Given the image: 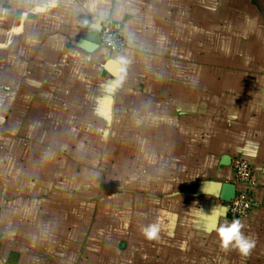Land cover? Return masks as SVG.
I'll return each mask as SVG.
<instances>
[{
    "label": "crops",
    "instance_id": "1",
    "mask_svg": "<svg viewBox=\"0 0 264 264\" xmlns=\"http://www.w3.org/2000/svg\"><path fill=\"white\" fill-rule=\"evenodd\" d=\"M106 18L128 47H79ZM236 156L247 257L197 194ZM0 264H264V0H0Z\"/></svg>",
    "mask_w": 264,
    "mask_h": 264
},
{
    "label": "built area",
    "instance_id": "2",
    "mask_svg": "<svg viewBox=\"0 0 264 264\" xmlns=\"http://www.w3.org/2000/svg\"><path fill=\"white\" fill-rule=\"evenodd\" d=\"M98 35L100 47L111 52H120L128 47L129 41L123 32V24L117 19L106 18ZM232 167L237 189L233 199L224 201L225 206L229 218H247L261 205L252 190L257 183V172L251 162L242 156L232 159Z\"/></svg>",
    "mask_w": 264,
    "mask_h": 264
},
{
    "label": "clouds",
    "instance_id": "3",
    "mask_svg": "<svg viewBox=\"0 0 264 264\" xmlns=\"http://www.w3.org/2000/svg\"><path fill=\"white\" fill-rule=\"evenodd\" d=\"M213 227L222 250H235L242 256L247 257L255 248V240L250 235L245 234V225L240 219L234 218L231 222L227 220L217 221ZM139 230L148 240L159 238L160 226L156 222L141 224Z\"/></svg>",
    "mask_w": 264,
    "mask_h": 264
},
{
    "label": "water",
    "instance_id": "4",
    "mask_svg": "<svg viewBox=\"0 0 264 264\" xmlns=\"http://www.w3.org/2000/svg\"><path fill=\"white\" fill-rule=\"evenodd\" d=\"M100 38L97 34H87L80 38L77 45L86 51L93 52L100 48ZM105 69L113 76H119L121 64L115 58H109L104 63ZM229 156L223 157V163L228 164ZM237 185L232 181L204 180L197 188V194H211L223 201H229L235 197Z\"/></svg>",
    "mask_w": 264,
    "mask_h": 264
}]
</instances>
